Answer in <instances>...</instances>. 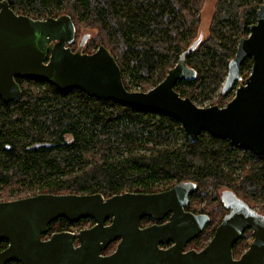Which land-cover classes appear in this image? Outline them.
Wrapping results in <instances>:
<instances>
[{
    "label": "trees",
    "instance_id": "1",
    "mask_svg": "<svg viewBox=\"0 0 264 264\" xmlns=\"http://www.w3.org/2000/svg\"><path fill=\"white\" fill-rule=\"evenodd\" d=\"M1 1L18 15L35 20L68 15L76 34L92 31L85 51L105 47L128 91L127 77L141 92L147 91L183 56L194 76L178 81L174 90L200 103L218 91L221 99H231L247 78L250 59L240 65L234 85L223 91L237 43L248 35L262 2L216 0L207 37L187 52L199 38L205 0ZM16 82L20 97L9 103L0 99V196L6 198L1 201L37 194L99 193L104 198L125 192L151 194L188 182L195 185L191 201L209 197L220 210L219 190H228L246 204V198H264V156L204 133L188 143L181 124L165 115L90 98L79 90L63 93L41 80ZM88 223L94 222L58 219L42 238ZM212 233L206 229L189 246L201 249ZM6 245L0 242V249ZM246 246V238L239 240L234 256Z\"/></svg>",
    "mask_w": 264,
    "mask_h": 264
},
{
    "label": "water",
    "instance_id": "2",
    "mask_svg": "<svg viewBox=\"0 0 264 264\" xmlns=\"http://www.w3.org/2000/svg\"><path fill=\"white\" fill-rule=\"evenodd\" d=\"M255 15L248 36L237 43L223 91L234 85L246 59L252 62L248 77L225 106L198 107L174 90L178 81L194 76L183 56L155 87L128 91L115 58L105 47L82 53L67 46L75 36L68 15L35 20L16 14L1 1L0 99L9 103L20 97L16 78L41 80L63 93L79 90L90 98L174 118L188 143L197 142L204 133L264 156V0ZM194 192L195 185L188 182L151 194L125 192L108 198L99 193L37 194L1 201L0 242L7 245L0 252V264H264V219L246 220L254 229L253 241L239 259L233 258L232 247L242 232L227 227L235 222L233 214L203 249L185 251L209 223L206 215L184 211ZM167 215L165 223L140 226L143 218L160 222ZM58 219L70 223L91 219L94 224L78 233L56 232L43 239ZM114 242H118L115 250L104 255ZM169 243L170 247L162 248Z\"/></svg>",
    "mask_w": 264,
    "mask_h": 264
},
{
    "label": "rangeland",
    "instance_id": "3",
    "mask_svg": "<svg viewBox=\"0 0 264 264\" xmlns=\"http://www.w3.org/2000/svg\"><path fill=\"white\" fill-rule=\"evenodd\" d=\"M215 2L216 0H205L204 6L202 11L199 13V27L197 29V35L196 37H203V39H205L208 35V28H209V24L211 22V18L213 15V11H214V7H215ZM84 36H87L85 38V45L83 47V51H85L86 46H88V44L90 43L91 39L94 37V33L90 30H82L79 34L75 33L74 36V43L72 45H70V48L72 51H75L78 47L79 44L81 42V40L83 39ZM93 51H95L97 48L95 47H91L90 48ZM91 52V53H92ZM249 75V74H248ZM248 77V76H247ZM131 78L127 77L125 79V83H127L128 87L130 88L131 91H140L141 87L140 86H135L132 81H130ZM225 81V79H224ZM223 85V84H222ZM222 87V86H221ZM150 90V89H148ZM147 90V91H148ZM141 92V91H140ZM146 92V91H144ZM232 95L234 96V92L232 93ZM219 91L216 94H211L209 95V98L207 100H205L203 103L199 102V99L194 100V104L197 105L198 107H207V106H211L213 104H217L221 106L226 105L227 102H229L230 96L227 99H221L219 97ZM230 99V100H229ZM221 190L218 191V196L220 195ZM6 198L2 195L0 196V201L1 200H5ZM14 198H11V200ZM247 201V203L250 205V207H252L253 209H255L257 212L262 213L264 215V198L263 199H259V200H250V199H245ZM191 209L195 210V211H202L205 213H209L212 221H211V225L209 227V231L212 230V228L214 226H216L219 221L221 220V216H222V211L220 210L219 206H217L216 202H211V200L209 199V197H206L204 199H193V201H191ZM92 225L91 224H83L79 227L76 228V230L71 231V232H75L78 233L80 230L83 229H87L90 228ZM210 238V237H209ZM209 241V239L206 240V243ZM194 246H187L186 249H192ZM114 249V246H112L107 253L111 252Z\"/></svg>",
    "mask_w": 264,
    "mask_h": 264
},
{
    "label": "flooded vegetation",
    "instance_id": "4",
    "mask_svg": "<svg viewBox=\"0 0 264 264\" xmlns=\"http://www.w3.org/2000/svg\"><path fill=\"white\" fill-rule=\"evenodd\" d=\"M249 34V33H248ZM248 36V35H247ZM246 36V37H247ZM81 42L82 43H80L79 44V47L78 48H80L81 49V51H82V53H87V52H84L83 51V45H81V44H84L83 42H84V40H81ZM72 43H74V40H73V42ZM70 45H72V44H70ZM70 45H67V46H69L70 47ZM77 48V49H78ZM76 49V50H77ZM241 84V83H240ZM236 89V88H235ZM234 93H235V90L233 91ZM234 97V96H233ZM232 97V98H233ZM232 100V99H231ZM228 103V102H227ZM226 103V104H227ZM211 106H213V105H211ZM225 106V105H224ZM218 107H220V106H218ZM221 107H223V106H221ZM236 147H238V146H236ZM240 148V147H239ZM240 149H242V148H240ZM243 150H245V149H243ZM248 153H251V154H253L252 152H250V151H248V150H246ZM254 155V154H253ZM255 156V155H254ZM194 194V193H193ZM192 194V195H193ZM192 195H190L189 196V201H188V205L184 208V211L185 212H188V213H191V214H194V215H206L208 218H209V223L205 226V228H204V230L200 233V234H202L206 229H208L209 227H210V225H211V218H210V216H208L205 212H202L201 210L200 211H195V210H192L191 209V200H190V197L192 196ZM219 197H220V200H221V211H222V216H221V220L219 221V223L216 225V226H214L213 228H212V234L210 235V238H209V241H210V239L213 237V234H214V232L217 230V228L222 224V222L224 221V219H226V217H228L229 215H234V221L236 222H234V224H232V225H229V226H227L229 229H231V230H234V231H241L242 232V234H241V237H240V239L239 240H241L242 238H246V241H247V246L243 249V251L238 255V256H234V254H233V247H234V245L235 244H237V243H235L234 245H233V247H232V254H233V258L234 259H239V257H241L247 250H248V248H249V245L251 244V242L253 241V233H254V229H253V227H252V225H246V220L248 219H252V218H255V219H258V220H262V219H264V215L262 214V213H259V212H257L255 209H253L252 207H250V205L249 204H246V203H244V202H242L241 200H239V199H234L235 197H233L232 196V194L228 191V190H221V193H220V195H219ZM241 203H240V202ZM247 206L246 208H245V206ZM168 218H169V215H167L162 221H160V222H157V221H155V220H153L152 218H148V217H146V218H143L141 221H142V224H140V226L142 227V228H144V227H147V226H152V225H159V224H162V223H165L167 220H168ZM144 220V221H143ZM141 221H140V223H141ZM94 224V223H93ZM236 224V225H235ZM235 225V226H234ZM60 232H71V231H60ZM54 233H56V232H54ZM72 233H75V232H72ZM199 234V235H200ZM51 235V234H50ZM49 235V236H50ZM198 235V236H199ZM48 236V237H49ZM197 236V237H198ZM47 237V238H48ZM239 240H238V242H239ZM193 241V240H192ZM208 241V242H209ZM208 242L204 245V247L208 244ZM117 243L118 242H114V243H112V244H110L109 246L111 247V246H114V249L111 251V252H109V253H104L103 252V254L104 255H108V254H110V253H112L114 250H115V248H116V245H117ZM189 244H190V242L186 245V247L187 246H189ZM108 246V247H109ZM171 246V244L169 243L168 245H166V246H164V247H162V248H168V247H170ZM107 247V248H108ZM204 247H202L201 249H203ZM6 247H4V248H2V249H0V252L2 251V250H4ZM106 248V249H107ZM201 249H188V250H196V251H200ZM186 248H185V251H188Z\"/></svg>",
    "mask_w": 264,
    "mask_h": 264
}]
</instances>
